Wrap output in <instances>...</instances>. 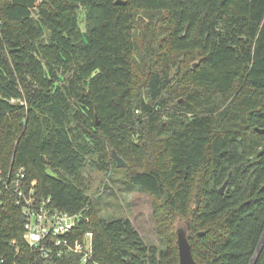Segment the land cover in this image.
<instances>
[{"label": "trees", "instance_id": "16d2710c", "mask_svg": "<svg viewBox=\"0 0 264 264\" xmlns=\"http://www.w3.org/2000/svg\"><path fill=\"white\" fill-rule=\"evenodd\" d=\"M112 165L153 196L167 247L88 194L86 172ZM0 167L82 211L101 264H179L167 233L179 220L198 264H251L264 235V0H0ZM24 221L3 193L0 251L21 264Z\"/></svg>", "mask_w": 264, "mask_h": 264}, {"label": "built area", "instance_id": "2783aa9c", "mask_svg": "<svg viewBox=\"0 0 264 264\" xmlns=\"http://www.w3.org/2000/svg\"><path fill=\"white\" fill-rule=\"evenodd\" d=\"M10 193L21 206L24 221V240L31 248L30 261L44 264H101L94 254V234L81 228L88 217L82 211L71 213L57 207L51 196L38 193V180L28 178L24 169L8 171L0 167V197ZM16 255L20 254L17 240H12ZM0 264H21L9 260L0 251Z\"/></svg>", "mask_w": 264, "mask_h": 264}, {"label": "rangeland", "instance_id": "374dc122", "mask_svg": "<svg viewBox=\"0 0 264 264\" xmlns=\"http://www.w3.org/2000/svg\"><path fill=\"white\" fill-rule=\"evenodd\" d=\"M145 23L139 24V30ZM192 63L191 60H186L183 63V67L186 68ZM137 77L142 73L143 68L135 62ZM144 71V70H143ZM138 81V78H136ZM115 153V152H114ZM109 156H111V149H109ZM122 158V157H121ZM125 163L129 164L128 169L132 170H144L145 162H139L138 160H127L122 158ZM118 166V165H117ZM119 168V166H118ZM115 165H112L108 170L102 171L97 168L88 170L87 183L89 185V195L93 198L99 196L102 197L103 203V215L109 216H125L129 217L134 223L135 227L142 234L144 240L150 245H156L161 248L167 247L166 243L162 240L161 234L158 232V226L160 224L157 214H155L154 198L150 194L144 193L137 189L126 190L122 176L126 173L124 169H118ZM106 201H111L113 205L107 204ZM191 205H194V198L191 201ZM185 220H179L175 225L169 228L167 232L171 237H177V227H186ZM168 234H164L168 236Z\"/></svg>", "mask_w": 264, "mask_h": 264}, {"label": "water", "instance_id": "95a60500", "mask_svg": "<svg viewBox=\"0 0 264 264\" xmlns=\"http://www.w3.org/2000/svg\"><path fill=\"white\" fill-rule=\"evenodd\" d=\"M117 4H124L125 0H116ZM114 157L117 160V164L119 166H123L125 164V161L119 157L116 153H114ZM47 174L49 176H56V173L51 169L48 168L47 169ZM228 180L225 181L224 185L221 187V191L223 192L226 184H227ZM190 226L188 225L187 227H179L177 229V235H178V248H179V256H180V263L179 264H198L193 256V252L191 249V245L188 239V230H189ZM264 242V235L260 241L259 247H258V251L256 256L258 255L262 245ZM256 256L254 257V259L256 258ZM252 260L251 264H253Z\"/></svg>", "mask_w": 264, "mask_h": 264}]
</instances>
